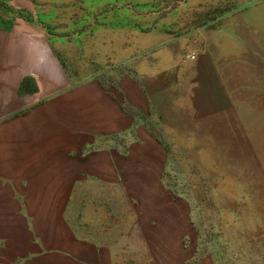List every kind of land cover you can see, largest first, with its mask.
Returning a JSON list of instances; mask_svg holds the SVG:
<instances>
[{
  "label": "rangeland",
  "instance_id": "374dc122",
  "mask_svg": "<svg viewBox=\"0 0 264 264\" xmlns=\"http://www.w3.org/2000/svg\"><path fill=\"white\" fill-rule=\"evenodd\" d=\"M25 78L36 94L14 92ZM90 82L133 118L111 146L140 148L142 129L165 150L166 192L134 189L131 232L117 193L103 231L99 190L74 182L62 198L60 160L47 161L20 216L0 219V264H264V0H0V84L18 114ZM191 123L196 138L172 134Z\"/></svg>",
  "mask_w": 264,
  "mask_h": 264
},
{
  "label": "crops",
  "instance_id": "0c3cea01",
  "mask_svg": "<svg viewBox=\"0 0 264 264\" xmlns=\"http://www.w3.org/2000/svg\"><path fill=\"white\" fill-rule=\"evenodd\" d=\"M48 83L56 85L53 79ZM19 86L15 88L0 84L2 95L0 97V178L2 172L20 173L15 179H0V213L3 216H0L1 223H4L3 218L6 214L15 216L14 213L17 211V215L20 216V204H28L24 200V191L25 188L33 189L30 182L33 177L31 174H34L36 181L37 174L45 172L47 161L51 163L52 160L59 159L62 172L59 188L62 198L68 196L69 193L65 190L73 188L74 182L77 189L99 190L98 193L94 191V200L100 198L101 207L93 212L98 214L100 229L104 231L112 228L109 223L106 224L107 215L110 216V205H115L118 193V201L120 200L125 207L129 205L128 225L125 218L124 228L128 227L131 232L134 228L132 205L138 201V197L134 198V189L138 188L144 193L142 196L152 199L154 197L156 200L166 192L161 181L162 165L155 164L153 155L154 152H165V150L142 129L139 132L145 139L140 144V148L136 146L133 148L132 138L127 155L119 153L127 152L125 148L118 149L116 144L111 146L114 137L121 136L127 140L128 136L133 135V118L127 116L116 99L105 92L99 84L90 82L67 88L60 98L54 100L56 102H51L54 104V106L51 104V108L35 107L24 114L17 113L25 106L17 99L18 96H5L6 90L12 91L14 88L15 93L22 95L19 93ZM131 106L134 107L133 102ZM202 119L201 116L191 117L189 121L199 123ZM189 125L194 127H183L182 130L173 128L171 132L196 138L201 130L197 125L192 123ZM21 152H24L23 157H32V162L30 160L23 162L25 167L21 165ZM134 152H142L141 156L148 159L139 161L138 155ZM7 164L16 165L9 169L5 166ZM22 173H28L24 179H21ZM28 178L29 181L26 180ZM33 194L37 197L35 192ZM43 196L45 197L46 193ZM174 203L172 201V205ZM160 211L163 210L156 209V212ZM180 219L178 214L177 220ZM151 220L148 218L147 222ZM4 237L5 234L0 229V240Z\"/></svg>",
  "mask_w": 264,
  "mask_h": 264
},
{
  "label": "trees",
  "instance_id": "16d2710c",
  "mask_svg": "<svg viewBox=\"0 0 264 264\" xmlns=\"http://www.w3.org/2000/svg\"><path fill=\"white\" fill-rule=\"evenodd\" d=\"M37 92L36 85L34 81L31 78H25L22 80L20 86H19V93L20 94H34Z\"/></svg>",
  "mask_w": 264,
  "mask_h": 264
},
{
  "label": "built area",
  "instance_id": "2783aa9c",
  "mask_svg": "<svg viewBox=\"0 0 264 264\" xmlns=\"http://www.w3.org/2000/svg\"><path fill=\"white\" fill-rule=\"evenodd\" d=\"M191 58H193V57H191Z\"/></svg>",
  "mask_w": 264,
  "mask_h": 264
}]
</instances>
